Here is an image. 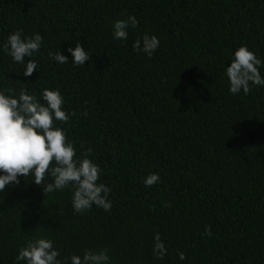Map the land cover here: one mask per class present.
<instances>
[{"label":"trees","instance_id":"1","mask_svg":"<svg viewBox=\"0 0 264 264\" xmlns=\"http://www.w3.org/2000/svg\"><path fill=\"white\" fill-rule=\"evenodd\" d=\"M128 15L139 25L114 40ZM17 29L43 36L38 68L25 77L0 51V87L60 89L74 115L57 124L103 169L112 208L74 213L71 188L44 194L21 177L0 192V264L37 236L62 259L107 249L110 264H264V87L232 95L225 74L239 46L264 59V0H0V44ZM145 32L160 39L151 58L132 47ZM78 41L85 66L48 58Z\"/></svg>","mask_w":264,"mask_h":264},{"label":"clouds","instance_id":"2","mask_svg":"<svg viewBox=\"0 0 264 264\" xmlns=\"http://www.w3.org/2000/svg\"><path fill=\"white\" fill-rule=\"evenodd\" d=\"M139 21L135 15L118 19L112 25L114 40H127L129 29H135ZM43 36L35 33L24 35L23 29L9 34L7 40L0 44V51L12 58L16 64L23 66V76L31 77L37 71L38 62L32 57L39 53ZM133 50L143 52L149 58L160 47V39L155 34L145 32L133 42ZM69 56L62 51L48 52V58L58 64L69 60L74 66L83 67L92 57L85 45L77 42L66 49ZM264 59L247 45L239 46L232 54V59L225 69L232 95L248 94L250 85L264 87ZM65 100L59 88H44L40 97L31 94L27 88L18 94L11 88L0 87V192L6 187L18 186L21 177L31 176L36 185L45 193L72 190V209L82 214L93 205L110 211L112 202L108 198L111 188L100 183L103 169L87 155L80 157L74 142L67 136V130L57 124L66 123L70 115L65 107ZM87 115V113H83ZM51 178V182L48 178ZM160 182L159 173H150L144 179L145 187ZM153 252L158 259H163L167 248L159 233L154 237ZM179 259L185 255L179 253ZM107 249L93 251L87 249L83 255L72 254L60 258V251L54 247L53 240L37 236L28 241L26 246L18 249L15 264H110Z\"/></svg>","mask_w":264,"mask_h":264}]
</instances>
